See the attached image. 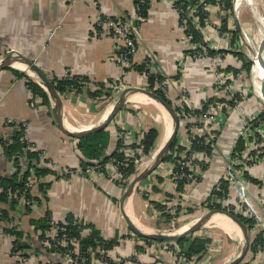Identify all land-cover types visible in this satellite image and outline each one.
Returning a JSON list of instances; mask_svg holds the SVG:
<instances>
[{"label": "crops", "instance_id": "obj_1", "mask_svg": "<svg viewBox=\"0 0 264 264\" xmlns=\"http://www.w3.org/2000/svg\"><path fill=\"white\" fill-rule=\"evenodd\" d=\"M208 10L209 26L199 32L207 47L217 49L218 44L223 45V41L214 31L215 23L220 21L219 12L214 5H210ZM134 11V0H0V61L15 51L14 53L17 52L38 65L51 83L53 75L61 77L65 71L90 79L89 83L82 84L78 89L65 91L55 89L58 94L57 114L62 126L59 127L52 112L54 102L46 88L41 85L37 73L28 64L14 61L0 70V175L15 174L19 166V177L23 173L24 156L20 155L18 150L7 155L3 149V142L10 145L17 134L20 143L25 137L36 149H39V153H44L47 162L54 164L50 166L53 173L44 177L48 183L44 187L46 199L40 197L41 192H39V201L29 198L34 205L26 206L29 207L28 209L21 203L13 207L9 204L0 206L7 211V215L0 219V264L14 263L16 254L26 256L29 261L26 264H66L63 255L43 248L40 225L42 221L38 220L46 210L50 211L55 221H65L67 217L81 221L86 226L82 230V236L90 235L94 229L98 236L106 239L120 238L121 240L108 251L111 258H121L120 264H176L171 252L159 243L154 244L163 241L136 234L127 225L123 214L142 233L177 236L212 209L207 207L205 202L217 177L222 173V159L219 152L215 153L209 168L200 179L186 185L173 184L170 174L172 161H163L156 171L140 181L124 199H122L123 187L106 176L116 170V166L107 157L117 145L115 132L119 126H129L134 130V139L129 141L128 147L132 148L136 156L133 163L135 171L141 159L146 160L143 162L146 165L139 171L147 168L150 158L154 155L156 157L167 141L159 146L165 135L166 122L162 117L164 112L162 114V111L151 101L152 98L141 92L128 93L120 110L105 127L110 139L104 151L105 158H102L101 171L91 174L90 168L88 170L84 168L82 175L77 170L83 161V155L77 148L79 138L66 134L63 128L70 132H82L101 125L111 113L125 87L147 86L145 75L133 69L124 71L123 65L120 64L118 58L122 49L121 39L114 35L97 36L96 29L94 31L99 14L121 18L132 16ZM177 17L169 0H151L146 17L137 24L134 21L137 26V50L133 59L138 63L145 58L149 59L152 71H157L165 77L169 99L174 104L178 102V96L183 89L189 95L191 106L196 108L201 105L203 91L211 88L209 86L215 79V73L206 70L204 66L206 61L186 58L183 32L178 27ZM227 26L230 27L226 25V29ZM15 62L25 64L26 68L14 67ZM27 81L43 89L47 102H42L40 96V101H37L35 106L30 105L32 92L26 85ZM96 82L104 83L106 91L110 93L107 98H104L103 94L100 97L94 95L98 87ZM130 96H134V99H130ZM109 107L111 110L103 120L102 116ZM237 112L231 111L224 117L226 129L222 134L223 140L228 145L233 142L236 129L242 124ZM167 114L171 118L168 112ZM242 117H247L245 111ZM8 119L12 120V123H8ZM17 121L20 124L24 123L23 131L16 125ZM67 125L77 128L76 131L69 129ZM151 129L156 130V136L149 152L143 155L142 138ZM188 141L189 138L183 136V141L178 144L185 149ZM137 154L140 155L138 158ZM66 168L77 171L67 174L66 177L63 175L57 178L60 171ZM255 173L264 176V164L257 167ZM148 188L153 192L154 198L169 203L170 200L181 199L178 195H185L188 190L187 207L182 206L184 201L180 202L181 209L179 206L170 208L168 203L161 204L163 203L161 201L154 202L146 192ZM250 189L255 192V183H251ZM262 189L261 194H264V181ZM200 207L205 210H201ZM210 217L198 229L175 242L186 237L190 240L208 239L205 248L210 241L212 245L214 242H219L218 239L217 241L210 239V235L206 237L207 235L195 233L204 226L215 227L207 223ZM162 219L168 223V226L160 225ZM11 225H14L15 230L20 233L19 237L7 231ZM185 225L188 226L187 229L176 235L175 231ZM237 227L240 229L238 225ZM219 229L225 233V240L220 245L225 251L223 250L219 260H214L210 264H225L234 260L244 246L243 241L240 252L234 256L236 244H231V236L238 235L228 234L223 229ZM249 236L251 243L252 237H257L258 234L249 233ZM16 238L23 244L15 243ZM144 238L153 242H146ZM14 248L16 253H13ZM246 255L247 260L245 262L241 260L238 264H253V259L255 264H264V254L254 256L255 254L248 250ZM203 257L204 254L194 264H198ZM188 261L193 263L192 260Z\"/></svg>", "mask_w": 264, "mask_h": 264}, {"label": "built area", "instance_id": "obj_2", "mask_svg": "<svg viewBox=\"0 0 264 264\" xmlns=\"http://www.w3.org/2000/svg\"><path fill=\"white\" fill-rule=\"evenodd\" d=\"M147 1V2H146ZM172 6L174 7V11L178 15V27L183 32L184 46L185 50L191 49L192 53H186V58L189 60H200V61H209L212 65L211 69L215 73V86L211 88L209 91H203V100H208L211 97L224 98L225 101H216L208 104V109L199 117L192 115L189 113L185 107L193 108L190 104L189 95L186 90H181L180 98L178 99L177 106L180 107V113H177L181 117V121H185V133L181 135L179 133V128L177 131V143L183 141V136L189 138L188 145L186 148L180 153V164L177 166L174 162H172V169L170 171L171 180L173 184L179 182V180L185 179L189 183H193L196 181L197 177L202 176L210 166L211 159L214 157L215 153L218 152L217 149H212V154H208L205 151L192 150L191 149V139L192 135H202L198 132L197 126H201V123L198 121H194L197 118H205L208 119V116L214 117L213 123L219 125H223L225 119L224 116L220 118L218 116V111L220 109L225 108L227 113L231 111H235L238 109L239 102L243 98L242 92L244 89H240L241 87L235 86V83L238 79H240L242 69L237 74H233L231 71H223L221 69L225 68L229 64L230 54L227 53H217L214 57H209L206 53V47L202 46L198 42H195L194 36L190 31V25L199 30H204L209 26V6L214 5L217 11L219 12L220 21L215 23V33L219 36V38L223 41V45L218 44V48L216 50L224 49L230 50L232 49L231 39L233 33H231V27L227 26V29H222V19L226 18L227 22L229 21V17H231L232 11L226 8L224 0H214V2H206V0H196L193 5H187L186 8L183 6H176L175 2L177 0H169ZM233 5L234 0H230ZM147 3L150 5L151 0H137L136 4H134V13L130 17H122V18H113L109 16H103L102 14L98 15L96 19V31L95 34L97 36H117L121 39L122 50L119 53V62L123 66L129 65L128 56L134 54L137 50L136 42H137V26L134 21L142 20V16L140 14L141 5ZM232 8H234L232 6ZM235 10V9H234ZM204 14L206 16V24L204 27H201L200 15ZM231 19V18H230ZM224 46V47H223ZM15 51L11 52V55L17 56L19 55ZM239 68V67H238ZM71 75L69 71H65L61 78H67ZM167 82H163L161 85H156L157 88L165 89ZM146 88V87H145ZM74 90V89H73ZM211 92V94H210ZM239 93V100H236L234 106H230L227 102L232 98L235 93ZM40 101V95L37 93L31 94L30 105L33 107L35 103ZM200 107V106H199ZM197 108V107H196ZM263 112L257 111L256 113L248 116L247 119L244 117L242 119V124L237 132L236 139L232 145H230L226 152L220 155L222 159V170L220 175L217 177L214 183L215 191H222L223 182H226L227 189L226 192L221 196H216L212 199L211 202L220 203L221 206L228 207L229 212L234 213L236 215L240 214L246 219L250 220L253 223L251 229H249V233H259L262 241L253 243L254 251L253 254L256 256L257 254H264V194H261L263 189V181L264 176L261 174L255 173L257 167L261 164H264V119L260 117V114ZM220 119V120H219ZM8 123H12V120L8 119ZM19 122L17 121V124ZM183 123V122H182ZM200 124V125H199ZM24 125V123H22ZM204 132L203 135H205ZM117 141H120V147H116L113 150H117L118 152L124 154L122 160H118L117 158H111V163L116 166V170L112 172L108 176V179H112V181H116L123 189H125L126 185V175L120 169V165L125 166L126 161L129 158L135 157L134 151L131 147H128L129 141L134 139V130L129 126H119L115 132ZM207 135V134H206ZM208 136V135H207ZM209 137V136H208ZM241 138L244 141V148L237 153H234L235 144L237 140ZM23 139L26 141V146L24 150H34L35 146L33 143H30L26 140L25 137ZM208 139V138H206ZM213 139V138H210ZM207 142V141H206ZM40 164L43 163V160L46 159L44 153H39ZM24 160L26 157L24 156ZM82 160H86L82 157ZM88 160V159H87ZM93 163L87 165L85 170L91 171V174H94L95 171H101V165L97 160H90ZM163 164L161 162L157 168H159ZM48 166H53V163H47ZM83 165V161H82ZM79 167L77 170L80 174L83 175V166ZM207 166V167H206ZM156 168V169H157ZM156 169L154 171H156ZM76 170V171H77ZM75 170L71 171L70 169L61 170L59 174L62 176L64 174H70L72 172H76ZM34 176L35 171L31 168L29 175L27 176L24 183V190L20 191L19 189L15 190H7V197L9 199H16L18 203L23 204L25 207H33V203L26 197V189L31 190L34 184ZM130 179V177H129ZM128 179V182L130 181ZM251 179H257L260 181V184L255 182V192H252L250 189L251 183L254 182ZM3 191L0 189V192ZM147 194L150 196L149 198H153L154 202H163L161 204L168 203L169 207H180V200L176 199L177 202L173 204L165 201L163 199L154 198L153 192L150 188L147 189ZM186 196V195H185ZM183 195H178L180 198H185ZM179 200V201H178ZM181 209V207H180ZM49 227L45 231L46 238L44 240V245L47 247L52 242L53 244L59 247H69L67 252H65L64 259L66 264H120L121 258L114 259L109 256L107 249L103 247H99L97 250H89L87 251L88 257L83 255L81 250L78 247V240L66 232V222L65 221H55L52 216L49 222ZM117 242L121 239L116 238ZM163 246L164 249L168 250L172 253V255L176 259V264H194L189 263V261L181 254V250L179 245L176 242H154V244H158ZM71 246V247H70ZM95 253L98 255L95 256ZM15 262L12 264H26L29 263L26 259V256H22L16 254ZM138 259L135 257V261ZM253 264H255V259H253Z\"/></svg>", "mask_w": 264, "mask_h": 264}, {"label": "trees", "instance_id": "obj_3", "mask_svg": "<svg viewBox=\"0 0 264 264\" xmlns=\"http://www.w3.org/2000/svg\"><path fill=\"white\" fill-rule=\"evenodd\" d=\"M136 2H137V0H134V4H136ZM194 2H196V0H177L175 2V5L181 6V7L183 6L184 8H186L187 5H193ZM206 2H214V0H206ZM224 2H225L226 8L231 11V8H230V5H232L231 1L230 0H224ZM148 7H149V4H147V3H144L141 5L140 14H141L143 19L147 15ZM113 18H116V17H113ZM226 20H227L226 18L222 19V23H223L222 29H224V30L226 29V25H227ZM206 21H207L206 16L204 14H201L200 15V21H199L201 27L205 26ZM138 22L139 21H137V20L135 21L136 24ZM95 29H96V27L94 26V31H95ZM190 31L192 32V34L194 36L195 42H198L202 46L206 47V53L209 57H214L217 53H220V52L224 53V54L228 52L231 55V57L229 58V64L221 70H223L225 72L231 71L233 74H237L242 69V71L244 70L245 74L249 73L251 64H250V61L247 59V57L244 55V53L238 49L239 47L234 40L238 37V35L235 31L233 32L234 36H232V39H231L232 49L227 50V51L224 49L216 50V49L207 47V45H205L203 40H202V36H201V33L199 32V29L194 28L192 25H190ZM136 46H137V42H136ZM122 50H124V48H122L120 50V52ZM192 51L193 50H191V49L185 50L186 53H188V52L192 53ZM133 55L134 54H131L128 56L129 65L123 66L124 71L133 69L135 72H138L139 74L145 75L147 78L146 88L149 90H152V91L156 92L158 95H160L161 98H163L166 102H168V104H170V106L173 108V110L176 112V114L180 113V107H178L177 105H174L173 102L169 99L168 85H166L165 89H160V88L156 87L157 84L161 85L163 82L166 81L165 77L162 76L157 71L156 72L152 71V69L150 67V61L148 58H145L140 63H138V62L134 61ZM233 61H236V62L233 63ZM51 81H52V83H53V85L57 91H65V90H71V89H78L82 86V84L89 83L90 79L86 76L71 74L67 78H61L60 76L53 75V77L51 78ZM26 85L28 86V88L31 90L32 93H37L42 97V100H41L42 102H44V103L47 102L46 93L43 91L42 88H40L39 86H37L35 83H33L31 81H27ZM96 85L98 87L94 91L95 96L100 97L103 94L104 97H107L110 94L106 91L107 89L104 87L105 86L104 83L96 82ZM248 93H249L248 95H251L249 91H248ZM201 97H202V100H201L200 107L199 106L197 108L185 107V109L189 113H191L192 115L197 116V117L202 115L208 109V104L213 102L214 100L225 101L224 98H218L217 99L216 97H211L208 100L207 99L203 100V95ZM179 98H180V96H178V99ZM239 98H240L239 93L236 92L232 96V98L230 100H228L227 102L229 103L230 106H234L236 103V100L237 99L239 100ZM262 110H263V112L260 114V117L262 119H264V107ZM228 114H229V112L227 113L225 108H222V109H220V111H218V116H220V118H222V116L225 117ZM246 115H247V117L249 116L247 113H246ZM177 116L179 119V127H180L181 117L179 115H177ZM242 118H244V117H242ZM16 125L19 126L23 131L24 126L22 124L18 123ZM221 126H222V124L220 122L218 127H221ZM186 127L188 128L187 125H186ZM18 136H19V134L14 136L10 145H7L6 142H3V149L7 155H11V154H13V152H15V150H18L20 155H23L26 157V160H24L25 161V167L23 168V173L20 175V177L18 174V171L20 170V166L17 170V173H15V174L0 175V189L3 190L0 192V206H4L3 204H9V206L13 207L14 205H16L18 203V201L16 199H9L7 197L6 192H7V190L13 191L15 189H19L20 191H23L24 187H25L24 183H25L27 176L29 175L30 168H32L35 171L34 184H33V186H32L33 188L31 190H28L27 188H25L26 189V192H25L26 197L30 198V199L33 198V199H36L37 201H39L38 193L41 192L40 197H42L43 199L47 198L45 195V192H44V187L47 186L48 183L46 182L44 177L49 173H53V169H51L50 166L47 165V163H48L47 159L43 160V163H45V164H40V159L38 156L39 155V149L34 148V150H26L25 151L24 147L26 146V141L23 139L22 143H20L18 140V138H19ZM155 136H156V130H154V129H151L146 134H144V136L142 138V142H141L143 155L147 154L149 152L150 147L152 146L153 141L155 139ZM206 138H208V139H206ZM109 139H110L109 138V132L105 128H103L99 131L87 134V135L79 138L77 140V148L79 149V151L81 152V154L83 155V157L85 159L97 160L99 162V164L102 165V163H103L102 156L105 153L104 151L107 148ZM215 141H216L215 139H210L206 134L205 135L193 134L192 139H191V143H192L191 149L192 150L205 151L208 154H212L211 151L215 147ZM235 145L236 146L234 149V153L240 152L245 146L244 141L241 138H239L237 140ZM116 147L117 148L120 147V141L117 142ZM183 149L184 148H182L180 146V144L177 143V137H176L174 143L172 144L169 152L166 154L163 161H172L178 166L180 164L179 162L181 159L180 158V152ZM139 156L140 155L137 154V158ZM107 158H110V159L111 158H117L118 160H122L123 154L118 152L117 150L116 151L113 150L112 153ZM135 158H136V156L134 157V159L129 158L126 161L125 166H123V165L119 166L120 169L124 172V174L126 175V177L128 179H129V177H131L135 173V167L133 164ZM70 170H73V169H70ZM66 176H68V175L64 174V177H66ZM61 177H62L61 174H59L57 176V178H61ZM128 179H126L127 180L126 183L128 182ZM199 179H200V177H197L196 181H198ZM251 180L254 183L258 182L260 184V181L257 179H251ZM178 183H183L186 185L188 182L185 179H182V180H179ZM181 186H182V184H181ZM226 189H227L226 182H223L222 191H215L214 186H213L211 193H210V196L208 197V199H206V202H205V203H207V207L229 210L228 207L221 206L220 203L211 202L212 199H214V197L223 195V193L226 192ZM42 192H44V193H42ZM43 194H44V197H43ZM6 202H8V203H6ZM26 208L28 209L29 207H26ZM229 211H231V210H229ZM43 214L44 215L41 217V219L38 220V221H42V222H40V225L42 228V234H41L42 243L44 242V240L46 238L45 231L48 229L49 224H50L49 222L51 219L50 211L46 210V212ZM5 215H7L6 209L0 207V219L2 217H4ZM237 216L248 226V229L252 228L253 223L250 220L246 219L245 217H243L240 214H238ZM65 222H66V225H65L66 232L68 233V235H70V236H72L78 240L79 250H81L83 255H85L86 257H88L87 251H89V250H97L99 247H103L104 249L109 250V249H112L116 243H118L116 238L106 239L104 237L98 236L97 231H95L94 229H92V232L90 235L82 236V230L86 226L81 221L76 220L73 217H67L65 219ZM88 227L90 229L92 228V226H88ZM7 231L10 234L15 235L16 237H19L20 233H18L17 230H15L14 225H11V227H8ZM144 240L146 242H153L152 240H149L146 238H144ZM208 241H209L208 239H203V238H196V239L190 240L189 237H186V238H183L176 243L180 246L181 254L187 260H192L194 263L195 261H197L198 259H200L202 257V255L205 251V244ZM261 241H262V238H261L259 233H258L257 237H252V241L250 243L249 251H251V252L254 251L255 248H254L253 243H256V242L258 243ZM16 242H22V241L19 240L18 238H16L15 243ZM22 244H23V242H22ZM43 248L46 251H55V252L60 253L61 255H64L65 252H67L69 247H67V248L59 247V246H57L51 242L49 244V246H47V247L45 245H43ZM16 252L17 251L14 248L13 253H16ZM248 253L250 254V252H248ZM95 255H98V253H95ZM173 258L176 262V259L174 256H173ZM245 260H247V255H246V257H244L242 259L243 262H245Z\"/></svg>", "mask_w": 264, "mask_h": 264}, {"label": "rangeland", "instance_id": "obj_4", "mask_svg": "<svg viewBox=\"0 0 264 264\" xmlns=\"http://www.w3.org/2000/svg\"><path fill=\"white\" fill-rule=\"evenodd\" d=\"M257 12L259 13L260 16L264 17V0H257ZM233 5H230L232 14L231 17H229V21L228 23H226L227 25H230L231 27V33H233L234 31L237 33L238 37L235 40V42L238 45V49L240 51H242L244 53V55L247 57V59L250 61V71L248 74H245L244 70L240 73L241 77L240 79H238L235 83V86L238 87V85L241 87L240 89H244V91L242 92V96L243 98L241 99V101L239 102V106L238 109H236L235 111L238 113L240 120H242V113L243 111H245V113H247L249 116H251L252 114L256 113L257 111H261L264 107V102L261 98H259L258 96L255 95L254 91H253V85H252V80H251V69H252V54H253V47H252V42L254 39V35L257 29V25L255 23V17L252 14V11H250L248 9V7H245L243 10H241L239 13L236 12V10H234V8H232ZM231 18V19H230ZM234 36V34L232 35ZM238 41V42H237ZM11 54V53H10ZM207 63H204V66H206V70L211 71V63L209 61H206ZM184 67V66H183ZM213 86H215V79L213 80V83L209 86L211 88H213ZM210 88V89H211ZM208 89V91L210 90ZM248 91L250 92L251 95H248ZM211 94V92H210ZM107 98V97H104ZM102 98V99H104ZM174 104V103H173ZM178 102H176L177 105ZM243 109V111L241 110ZM241 110V113H240ZM213 115L210 117L208 116V119L206 120L205 118H197L196 120L194 119V121H198L199 123H201V126H197L198 128V132L201 133L202 135L204 134V132H206V134L209 136V138H213L215 139V147L213 149H217V151L219 152L220 155L224 154L227 150V148L232 145L236 139L237 133L234 134V139L233 142H231L229 145L227 144V142L223 137V130L226 129V120L224 121L223 125L221 127H218L217 124L213 123ZM183 122V123H182ZM181 125L179 127V133H181V135L183 133H185V125L186 122L182 121ZM241 126V125H240ZM239 126V127H240ZM236 129V132H238L239 130ZM220 129V130H219ZM241 129V128H240ZM144 157V156H143ZM146 160L141 159V161L138 164V169L135 171L134 175L129 179L130 181L136 177V175L140 172L139 170L143 169L145 167L146 164H144L143 162ZM149 165V164H148ZM147 165V166H148ZM153 172V171H152ZM188 193V190H187ZM187 193L183 196H185V198H181L182 200L179 202H182V206L183 207H187ZM174 202H177L176 199L170 200V203L173 204ZM201 208V207H200ZM197 210H199V208H197ZM201 210H205L203 209V207L201 208ZM162 221V227H166L168 226V223L165 222L164 219L161 220ZM165 223V224H163ZM196 235H207L206 237H208L210 235V239H218L219 242H214L212 245V241L209 242V244L206 245L205 251H204V257L200 260V262H198V264H210L212 261L214 260H219V258H221L222 254H223V250L225 251V249L220 248V245L224 242L225 240V233L220 230L217 227H207L204 226L202 228H200V230L195 232ZM242 234V233H241ZM231 244L233 245L234 243L236 244V253H234V256L237 255V253L240 252L241 247L243 246V241L241 240V238L239 236H231ZM220 243V244H218ZM225 253V252H224ZM210 257V258H209ZM197 264V263H196ZM213 264V263H212Z\"/></svg>", "mask_w": 264, "mask_h": 264}, {"label": "water", "instance_id": "obj_5", "mask_svg": "<svg viewBox=\"0 0 264 264\" xmlns=\"http://www.w3.org/2000/svg\"><path fill=\"white\" fill-rule=\"evenodd\" d=\"M263 46H264V43H263ZM14 61L25 62L26 64H28V66L32 70H34L37 73V76L40 78L42 85H44V87L46 88V90L49 94V97L52 98V100L54 102L52 112H53L55 121L57 122V125L59 127H62L61 123H60V118L58 117V114H57L58 94H57V91L55 90L53 84L48 79L47 75L32 60H30L27 57H24L22 55L13 56L11 54H8L5 58L1 59L0 70L9 66ZM130 92L144 93L147 96L151 97L152 99L156 100L158 103H160L166 109V111L170 114L174 127L171 131L169 138L167 139L165 144L162 146V148L159 150V152L157 153V155H156L155 159L153 160V162L151 163V165H149L143 171L138 173L136 175V177H134L131 181L128 182L127 186L125 187V189L123 191L122 199H124L126 196H128V194L133 190V188L140 181H142L145 177H147L152 171H154L158 167V165L161 162H163L166 154L169 152L172 144L174 143V141L176 139L177 131L179 128V119H178L176 112L173 110V108L170 106V104H168V102H166L163 98H161L160 95H158L156 92H154L152 90H149L145 87L128 86V87H125L123 89V91L120 94L118 101L116 102L115 106L113 107L111 113L108 115L105 122L102 123L101 125H98L96 127H92L91 129H88V130L82 131V132H70V131L63 128V131L66 134H68L72 137H75V138H81L87 134H90V133H93V132H96V131H99V130L105 128L107 126V124H109V122L112 120V118L116 115V113L120 110L122 104L124 103V101L126 99V95ZM245 118L247 119V117H245ZM102 158H105V156H103ZM92 163H93L92 161L86 159V160H83L82 166H83V168H86L87 165L92 164ZM216 213L226 215L228 218H230L232 221H234L241 229V232H242V235L244 238V246H243L241 252L239 253V255L234 260H232L228 263H225V264H238L245 257L247 251L249 250V246H250L249 229H248V226L236 214L231 213L227 210L220 209V208H212V209L208 210L206 213H204L198 219V221L193 226H191L185 232H183L177 236L169 235V234H163V233H154V234L142 233L139 230H137L130 223V221L126 218V216L124 214H123V216H124V219H125L127 225L131 229H133V231L136 234L143 236V237H146V238H149V239H153V240L167 241V242L174 241L175 242V241L179 240L180 238H182L183 236H185V235L193 232L194 230L198 229L208 219V217H210L211 215L216 214Z\"/></svg>", "mask_w": 264, "mask_h": 264}, {"label": "bare ground", "instance_id": "obj_6", "mask_svg": "<svg viewBox=\"0 0 264 264\" xmlns=\"http://www.w3.org/2000/svg\"><path fill=\"white\" fill-rule=\"evenodd\" d=\"M256 1L257 0H234L233 7L237 13H239L245 7H248V9L250 11H252V14L255 17V23L257 25V29H256L254 39L252 42L253 54L251 57V60H252L251 80H252L253 91H254L255 95L258 96L259 98H261L264 102V46H263V43H264V17L260 16L259 13L257 12ZM22 64L23 63L15 62L13 64V66L18 68V69H25L26 65L23 64V65H25V66H23ZM37 78H38V76H37ZM130 99H134V96L133 97L130 96ZM151 101L154 102V104L162 111V114L164 112V114L166 115V116H164V114H163V116H162V117H164L163 120L166 123H164V127H165L164 139L162 140V142L159 145L161 147L163 142L165 140H167V138L169 137L174 125H173L171 118L167 114L166 110L158 102H155L152 99H151ZM110 110H111V107H109L105 111L104 115L102 116L103 120L105 119L106 115L109 114ZM67 126L69 127V129L74 130V131H76V129H77V128L70 126V125H67ZM160 147H158V148H160ZM154 157H155V155L150 158V163H149L150 165L153 162V160L155 159ZM207 223H210L211 225H213L215 227L223 229L228 234H236L241 238L242 241H244V238L240 232V229L237 227V225L234 222H232L230 220V218H228L225 215L214 214L212 217H210V219L208 220ZM187 227L188 226L185 225L181 229L176 230L175 234L179 233L181 231H184L185 229H187Z\"/></svg>", "mask_w": 264, "mask_h": 264}]
</instances>
